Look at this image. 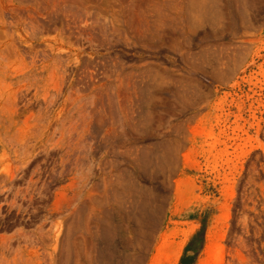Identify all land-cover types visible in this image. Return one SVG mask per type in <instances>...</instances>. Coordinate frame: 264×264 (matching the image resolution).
Wrapping results in <instances>:
<instances>
[{
	"label": "rangeland",
	"instance_id": "374dc122",
	"mask_svg": "<svg viewBox=\"0 0 264 264\" xmlns=\"http://www.w3.org/2000/svg\"><path fill=\"white\" fill-rule=\"evenodd\" d=\"M256 3L0 0V264H92L131 153L159 142L178 165L153 183L167 203L143 263L159 249L157 264H201L223 246V264H264Z\"/></svg>",
	"mask_w": 264,
	"mask_h": 264
},
{
	"label": "bare ground",
	"instance_id": "6f19581e",
	"mask_svg": "<svg viewBox=\"0 0 264 264\" xmlns=\"http://www.w3.org/2000/svg\"><path fill=\"white\" fill-rule=\"evenodd\" d=\"M243 1L247 6L248 4L251 6H255L258 0H243ZM103 96L104 95L99 96L101 100L100 102L105 101ZM101 106L103 107V105ZM174 147L172 149L171 144L167 142H159L156 143L154 147H152V149L147 150L140 147V148H136L134 152L131 153L133 157L131 158L130 161V163H132L131 166L132 169L138 172L141 180L149 183L148 185L150 186L145 187V185H142L140 183V180L137 179L138 177L134 176L135 171L133 172L131 168L128 171H126V175H125L127 176L126 185L125 187H123L122 191L115 193L117 195L115 203H117L118 209L117 210L111 209L114 212L112 211V213H110L111 215L110 219L109 217L105 218L108 216L105 215L111 212L109 209V212L104 213L105 215L103 214L104 216L98 221L99 223L97 222L98 227L97 226L96 227L98 230L96 232V237H95L96 256L94 260L92 259L93 260L92 264H145V262L143 263V260H145L144 256L147 255L146 253L148 252L147 250L148 249L150 250V242L152 241L151 238H153L155 234L154 232H156V229H158V226L161 224L160 222H161V217L164 213L163 211L166 210L165 209L166 207L164 208V205L165 203H167L166 202L167 200L165 201L164 196L162 197L161 195L160 197L159 194L155 192L156 188H154L155 186L153 187V183L159 182L160 178H162V180L164 179L163 177L168 178L172 174L173 169H175L174 166L178 165L176 163L177 158L175 157L176 158L175 159L173 156L175 155L173 154ZM163 181L161 182L163 183ZM118 212H120V214ZM107 219L110 221H108ZM122 219H125L128 225L127 231L129 237L128 236L126 237L125 235L126 230H122L121 228V223L123 222ZM194 231H195V226L191 227L190 229L184 232L183 235L184 239L179 245L180 251L188 243L189 239L194 234ZM223 237L224 235L221 236V238ZM207 240L208 243L214 240V233L212 231H209L207 233ZM121 244L125 246L120 247ZM126 247L129 249L131 248L134 251V253L132 252L133 254H131L130 253L131 249L130 251H128ZM214 247L215 249L213 248L209 249L207 259L201 264H223L224 256H225L224 247L223 246H214ZM160 253L161 251L159 249H156V254L152 257V259H150L151 261L150 264H157ZM174 253L176 254V252ZM179 253L180 252H178V254ZM175 256H173V258ZM161 257L162 256L160 255V258ZM166 258L169 262L173 260L171 256L165 257V259Z\"/></svg>",
	"mask_w": 264,
	"mask_h": 264
}]
</instances>
